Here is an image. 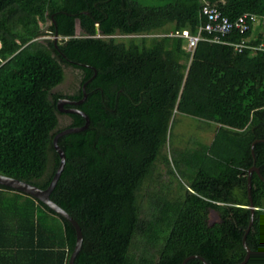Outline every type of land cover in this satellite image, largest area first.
<instances>
[{"label": "trees", "instance_id": "16d2710c", "mask_svg": "<svg viewBox=\"0 0 264 264\" xmlns=\"http://www.w3.org/2000/svg\"><path fill=\"white\" fill-rule=\"evenodd\" d=\"M204 2L230 19L251 12L264 24V0H0L1 174L49 185L60 162L54 135L85 123L57 102L82 98L87 81L86 98L69 105L90 122L59 137L66 161L50 194L82 229L74 264H181L192 254L232 264L245 257L248 169L257 166L264 177V49L201 40L187 51L177 33L197 32ZM253 33L254 25L226 39L264 44V29ZM64 66L80 70L71 94L55 91ZM174 111L216 129L209 143L172 154L188 180L182 191L155 192L156 165L174 173L163 152ZM251 194L246 264H264V180L256 172ZM210 211L219 221H209ZM75 240L69 220L0 185V264H68Z\"/></svg>", "mask_w": 264, "mask_h": 264}, {"label": "rangeland", "instance_id": "374dc122", "mask_svg": "<svg viewBox=\"0 0 264 264\" xmlns=\"http://www.w3.org/2000/svg\"><path fill=\"white\" fill-rule=\"evenodd\" d=\"M50 22L42 23L43 29H46ZM157 23V21H154ZM79 31V28H77ZM159 32H161L159 30ZM53 38V36H48ZM65 77L63 82L55 88V91H60L64 94H71L79 87L81 75L80 70L71 66H64ZM172 81L176 84V78L172 77ZM60 124L62 126L69 123L70 118L66 114L59 115ZM216 126L211 123H207L198 118L183 114L181 112L174 111L167 134L166 144L163 152L168 155L170 169L174 173L169 174L167 172V166L163 163H158L156 170L153 173V181L151 185L154 187L155 192L167 191L170 187L171 193L182 191L183 186L188 183L187 178L183 177L172 162V154L184 150L187 152L193 149L195 144L209 143L214 135ZM165 182V183H164ZM164 183V184H162ZM165 187V188H164ZM209 221H219V216L215 211H210Z\"/></svg>", "mask_w": 264, "mask_h": 264}, {"label": "water", "instance_id": "95a60500", "mask_svg": "<svg viewBox=\"0 0 264 264\" xmlns=\"http://www.w3.org/2000/svg\"><path fill=\"white\" fill-rule=\"evenodd\" d=\"M77 28H78V22H77ZM59 38V36L56 34L54 36L55 39V45L57 42V39ZM94 69V75L96 73V69L93 67ZM93 75V76H94ZM92 76V77H93ZM87 83V81L82 85V91H83V96L82 98L78 99V100H71L68 98H61L58 100L57 102V108L60 112L63 113H77L82 115L85 118V123L82 126H70V127H66L63 128L61 130H59L53 137L52 143H53V147L56 150V152L59 155V165L54 173V175L52 176L49 185L46 188H41L33 183L12 177V176H8V175H4L0 173V185H4L10 188H13L17 191H20L22 193H25L27 195H30L36 199H38L39 201L43 202L44 204H46L50 209H52L54 212H56L57 214L63 216L64 218H66L67 220H69L72 225L75 228V232H76V240H75V245L74 248L71 252V255L69 257L68 260V264H74V260L75 257L77 255V253L80 251L81 249V245H82V241H83V233H82V229L80 227V224L78 223V221L68 212L66 211L63 207H61L59 204H57L50 196L51 192L53 191L54 187L56 186V183L63 171L64 165H65V161H66V155L64 150L61 148V146L58 143V139L59 137H61L64 134H68V133H72V132H78L81 130H84L88 127L90 119L89 116L82 111L81 109L77 108V107H65V104H71V105H79L87 96V93L85 91V84ZM257 140H255L252 144V153L254 155V144ZM256 172L259 177L261 179L264 180L263 175L261 174L260 168L257 166H252L248 169V174H247V194H248V199H249V203H250V209H251V218H250V223L248 225V227L246 228V231L244 233L243 239H242V243L243 246L246 250V254L244 259L241 262H237V263H232V264H246L250 257H251V249L248 246L247 242H246V237L247 234L253 224V218H254V204H253V200H252V194H251V190H252V173ZM192 258H199L203 264H208V262L205 260L204 257H202L201 255L198 254H192V255H188L187 257H185L182 261L181 264H186L188 260L192 259Z\"/></svg>", "mask_w": 264, "mask_h": 264}, {"label": "built area", "instance_id": "2783aa9c", "mask_svg": "<svg viewBox=\"0 0 264 264\" xmlns=\"http://www.w3.org/2000/svg\"><path fill=\"white\" fill-rule=\"evenodd\" d=\"M199 12L203 21L195 34L189 33L188 30L177 33L186 39L185 48L190 53H193L197 43L201 40L232 45L237 51H242L245 48L252 50L264 49L263 43L259 46L251 45L249 37H243L238 41L226 39L227 35L234 31H238L241 34L246 33L253 25L259 22L260 17L258 15L244 12L236 19H230L217 5L208 2H204L201 5Z\"/></svg>", "mask_w": 264, "mask_h": 264}, {"label": "crops", "instance_id": "0c3cea01", "mask_svg": "<svg viewBox=\"0 0 264 264\" xmlns=\"http://www.w3.org/2000/svg\"><path fill=\"white\" fill-rule=\"evenodd\" d=\"M264 29V24L263 22H258L257 24L254 25V33L253 35H257L259 32H262Z\"/></svg>", "mask_w": 264, "mask_h": 264}, {"label": "flooded vegetation", "instance_id": "af4514ba", "mask_svg": "<svg viewBox=\"0 0 264 264\" xmlns=\"http://www.w3.org/2000/svg\"><path fill=\"white\" fill-rule=\"evenodd\" d=\"M66 105H69V104H66ZM71 105H69V106H66V107H70Z\"/></svg>", "mask_w": 264, "mask_h": 264}]
</instances>
